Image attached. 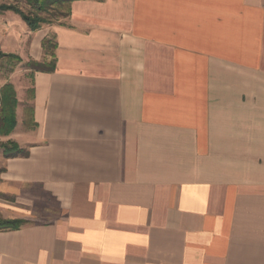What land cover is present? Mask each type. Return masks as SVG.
<instances>
[{"label": "crops", "instance_id": "1", "mask_svg": "<svg viewBox=\"0 0 264 264\" xmlns=\"http://www.w3.org/2000/svg\"><path fill=\"white\" fill-rule=\"evenodd\" d=\"M46 39L55 70L0 134V218L27 222L0 264H264V0H80L36 32L0 12L2 53Z\"/></svg>", "mask_w": 264, "mask_h": 264}, {"label": "trees", "instance_id": "2", "mask_svg": "<svg viewBox=\"0 0 264 264\" xmlns=\"http://www.w3.org/2000/svg\"><path fill=\"white\" fill-rule=\"evenodd\" d=\"M23 2L28 10L20 8L16 4H0V12L11 11L19 15L32 32L39 31L44 26H63L71 14V4L80 0H16ZM101 1V0H98ZM45 57L43 61H30L28 66L35 72H53L55 70L56 57L54 51L56 44L54 39H46L43 42ZM7 58L21 62L14 55H6L0 50V59ZM18 100L12 85H5L0 94V134L10 135L16 127V108ZM3 147L7 158L28 157V153L15 143L6 144ZM27 222L23 220H3L0 218V231L18 230Z\"/></svg>", "mask_w": 264, "mask_h": 264}, {"label": "rangeland", "instance_id": "3", "mask_svg": "<svg viewBox=\"0 0 264 264\" xmlns=\"http://www.w3.org/2000/svg\"><path fill=\"white\" fill-rule=\"evenodd\" d=\"M0 4H16L20 8L28 10L25 3H17L16 0H0ZM62 22H66V20H62ZM28 63L9 59H3L0 61V84L4 81H8V84L13 86L17 99L22 100L23 104H27L31 100L32 75L34 73L28 66ZM26 85H28L27 91H25Z\"/></svg>", "mask_w": 264, "mask_h": 264}]
</instances>
